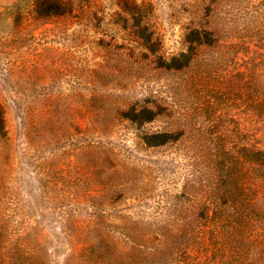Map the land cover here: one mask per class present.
Wrapping results in <instances>:
<instances>
[{
    "label": "rangeland",
    "instance_id": "obj_1",
    "mask_svg": "<svg viewBox=\"0 0 264 264\" xmlns=\"http://www.w3.org/2000/svg\"><path fill=\"white\" fill-rule=\"evenodd\" d=\"M195 27L251 38L253 50L264 44V0H0L7 260L15 247L27 251L21 264L31 254L43 264H182L194 254L225 154L252 139L241 59L188 46ZM158 56L190 63L162 69ZM142 109L152 118L131 120Z\"/></svg>",
    "mask_w": 264,
    "mask_h": 264
},
{
    "label": "trees",
    "instance_id": "obj_2",
    "mask_svg": "<svg viewBox=\"0 0 264 264\" xmlns=\"http://www.w3.org/2000/svg\"><path fill=\"white\" fill-rule=\"evenodd\" d=\"M245 28L247 30L248 27ZM218 39L213 30L195 27L187 33L185 41L190 47L213 43L220 48L219 52L224 57L230 58L231 55L230 59H241L239 65L244 70L238 72L239 79L241 75L244 76L238 87V99L252 122V139L243 140L240 137L236 147L227 152L228 158L225 154L216 183L209 188L210 199L201 208L204 212L197 219L194 254H188L187 259H182V264H264V143H261L264 139V125H261L264 122V86L256 82L257 77L264 74V44L257 38V47L252 50L251 38L241 36L236 42ZM148 42L149 36H146L143 43ZM238 53L241 56L238 57ZM178 57L171 56L164 60L158 56L156 67L168 70L190 63L189 58L176 64L174 61ZM145 113L151 111L138 110L131 120L149 121L151 115L140 117ZM158 135L165 136L164 133ZM231 154L232 157L229 156ZM14 253L7 260L10 256L8 248L2 247L0 241V264H21L18 260L27 251L15 247ZM30 257L31 263L26 264H43L36 260V256L31 254ZM150 257L151 264H165L158 261L159 256ZM125 264L135 263L131 261Z\"/></svg>",
    "mask_w": 264,
    "mask_h": 264
}]
</instances>
